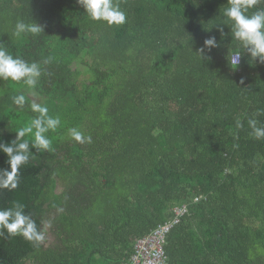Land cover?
Returning a JSON list of instances; mask_svg holds the SVG:
<instances>
[{
  "label": "trees",
  "instance_id": "trees-1",
  "mask_svg": "<svg viewBox=\"0 0 264 264\" xmlns=\"http://www.w3.org/2000/svg\"><path fill=\"white\" fill-rule=\"evenodd\" d=\"M117 2L126 22L109 26L77 0H0V46L42 68L32 92L0 79V142L37 115L33 100L62 121L19 186L0 189V208L23 203L55 241L5 232L0 264H122L183 205L167 264H264V139L248 125L264 126V64L246 52L228 64L238 42L219 13L227 0ZM17 21L44 32L14 37ZM208 36L211 61L197 53ZM73 127L92 142L72 141Z\"/></svg>",
  "mask_w": 264,
  "mask_h": 264
},
{
  "label": "clouds",
  "instance_id": "clouds-1",
  "mask_svg": "<svg viewBox=\"0 0 264 264\" xmlns=\"http://www.w3.org/2000/svg\"><path fill=\"white\" fill-rule=\"evenodd\" d=\"M77 3L94 21H104L109 26H118L126 22V12L122 10L117 0H77ZM259 3L261 0H227V6L219 9V13L224 17V23L231 28L234 41L238 42V47L231 50L226 57L233 70L239 68L245 52L250 54L255 63L264 64V8L256 7ZM219 25L215 27L223 36V28ZM41 32H44V27L36 22L17 21L12 35L21 37L22 34L38 35ZM217 47L219 44L216 37L208 36L197 53L202 60L211 61L212 49ZM49 62L50 58L43 61L44 64ZM41 75L42 68L38 62H29L0 46V79L22 82L29 92H32L37 87ZM12 99L19 109H24L27 98L23 92L13 96ZM29 107L37 115L30 122L17 128L15 139L10 142H0V152L6 154L8 158V167L0 168V189L11 191L19 186L21 170L29 163L30 151L51 150L52 140L48 133L55 132L61 126L60 117L50 115L46 104L33 100ZM248 125L252 129L251 135L256 139H264V126H258L256 119H249ZM237 126L242 127V124L237 121ZM68 133L72 139L81 144L92 142V137L86 136L79 128H70ZM47 227L48 225L39 227L26 212L23 203L14 201L11 207L0 208V236L6 232L10 236L19 235L25 240L39 243L44 241Z\"/></svg>",
  "mask_w": 264,
  "mask_h": 264
},
{
  "label": "built area",
  "instance_id": "built-area-1",
  "mask_svg": "<svg viewBox=\"0 0 264 264\" xmlns=\"http://www.w3.org/2000/svg\"><path fill=\"white\" fill-rule=\"evenodd\" d=\"M187 213V205L174 208L173 217L160 224L147 236L138 239L131 257L122 264H167L165 251L167 237Z\"/></svg>",
  "mask_w": 264,
  "mask_h": 264
},
{
  "label": "rangeland",
  "instance_id": "rangeland-1",
  "mask_svg": "<svg viewBox=\"0 0 264 264\" xmlns=\"http://www.w3.org/2000/svg\"><path fill=\"white\" fill-rule=\"evenodd\" d=\"M72 139V138H71ZM72 141H75L74 139H72ZM62 189L59 188V191H61ZM47 238L49 240V243H53L55 241V236L54 234L50 231V229H48L47 231Z\"/></svg>",
  "mask_w": 264,
  "mask_h": 264
}]
</instances>
